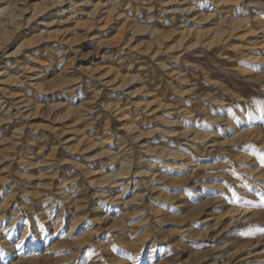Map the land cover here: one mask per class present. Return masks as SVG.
Returning a JSON list of instances; mask_svg holds the SVG:
<instances>
[{
  "label": "rangeland",
  "instance_id": "rangeland-1",
  "mask_svg": "<svg viewBox=\"0 0 264 264\" xmlns=\"http://www.w3.org/2000/svg\"><path fill=\"white\" fill-rule=\"evenodd\" d=\"M1 11L0 264H264V0Z\"/></svg>",
  "mask_w": 264,
  "mask_h": 264
},
{
  "label": "bare ground",
  "instance_id": "bare-ground-1",
  "mask_svg": "<svg viewBox=\"0 0 264 264\" xmlns=\"http://www.w3.org/2000/svg\"><path fill=\"white\" fill-rule=\"evenodd\" d=\"M5 11V10H4ZM4 11H1V13L3 14V17H2V19H1V24H5V25H7L10 21L9 20H11V18L13 19L14 18V16L13 15H10L9 13H5ZM26 22V21H25ZM27 22L29 23L30 22V20L28 21L27 20ZM26 22V23H27ZM27 23V24H28ZM24 63V62H23ZM25 64H27V63H25ZM20 65H21V63H20ZM18 66V69H17V72H16V70H15V73L17 74L16 75V77L18 76H20L21 74H22V76L20 77V78H23V76L24 77H26L27 75L25 74V69H23L21 66ZM28 65V64H27ZM26 65H24L23 67H25ZM25 68H27V67H25ZM27 71V70H26ZM14 72V71H13ZM27 72H29V71H27ZM14 73V74H15ZM32 73V72H31ZM19 74V75H18ZM36 76V75H35ZM33 77V76H32ZM30 78H31V76H30ZM18 80V79H17ZM20 80H22V79H20ZM7 81V80H6ZM9 82V81H8ZM23 82V81H22ZM17 104V103H16ZM245 212H247V210H244V213ZM241 213H243V212H241ZM243 217V216H242Z\"/></svg>",
  "mask_w": 264,
  "mask_h": 264
},
{
  "label": "snow or ice",
  "instance_id": "snow-or-ice-1",
  "mask_svg": "<svg viewBox=\"0 0 264 264\" xmlns=\"http://www.w3.org/2000/svg\"><path fill=\"white\" fill-rule=\"evenodd\" d=\"M260 207H261L262 209H264V204H261Z\"/></svg>",
  "mask_w": 264,
  "mask_h": 264
}]
</instances>
